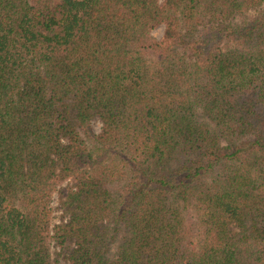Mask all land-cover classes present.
I'll use <instances>...</instances> for the list:
<instances>
[{
    "label": "trees",
    "instance_id": "trees-1",
    "mask_svg": "<svg viewBox=\"0 0 264 264\" xmlns=\"http://www.w3.org/2000/svg\"><path fill=\"white\" fill-rule=\"evenodd\" d=\"M51 241L264 264V0H0V264H56Z\"/></svg>",
    "mask_w": 264,
    "mask_h": 264
},
{
    "label": "rangeland",
    "instance_id": "rangeland-1",
    "mask_svg": "<svg viewBox=\"0 0 264 264\" xmlns=\"http://www.w3.org/2000/svg\"><path fill=\"white\" fill-rule=\"evenodd\" d=\"M164 28L163 26L158 27L152 32V35L156 39H160L163 35ZM101 124L100 122L96 121L93 123L92 128L95 133L100 131ZM69 187L68 182H63L60 186L57 187V190L54 191L52 201H51V219H50V229H53L54 226L60 224L61 222H65L67 220V216L62 209V202L64 200V196L66 194V189ZM122 233L120 237H122ZM122 241L121 238L118 239L117 243L112 248H115L117 244ZM50 251L52 254V259H56L57 256L60 255L58 258L59 261L56 264H69L65 250L62 249L59 245L56 244L55 241H51L50 243ZM114 251V250H113Z\"/></svg>",
    "mask_w": 264,
    "mask_h": 264
}]
</instances>
